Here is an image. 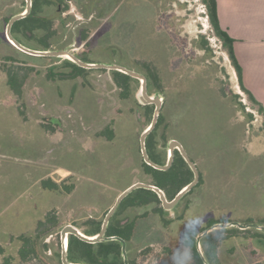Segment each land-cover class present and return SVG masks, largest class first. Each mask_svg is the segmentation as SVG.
Here are the masks:
<instances>
[{
  "label": "rangeland",
  "instance_id": "obj_1",
  "mask_svg": "<svg viewBox=\"0 0 264 264\" xmlns=\"http://www.w3.org/2000/svg\"><path fill=\"white\" fill-rule=\"evenodd\" d=\"M19 6L24 0H0V233L4 239V234L30 232L37 218L54 210L57 226L44 240L50 248L39 246L40 256L46 264H62L64 225L78 227L92 217L103 218L122 188L132 181L150 182L140 169L139 153L147 115L134 103V94L122 98L109 73L96 69L82 75L85 86L100 96L93 100L101 103L102 129L106 121L113 128L111 139L95 133V128L86 130L81 113L93 112L92 98L85 103L79 100L73 116L64 102L39 103L32 77L47 75L48 68L62 59L20 52L14 53L17 62L4 58L14 49L5 35L7 19ZM68 10L63 15L68 23L56 37L62 47L74 42L77 47L78 30L87 28L90 37L80 57L113 61L142 74L148 72L146 65L156 71L163 92L151 95L159 93L163 98L160 113L167 139H178L199 169V184L165 213V218H172L168 226L153 211L154 203L121 211L122 220L135 218L128 257L136 264H193L183 243L186 230L199 231L209 218L246 222L251 216L250 221L257 223L254 217L264 216L262 116L239 87L201 0H70ZM201 36L210 51L198 48ZM34 40L25 36L23 41L33 45ZM3 63L32 68L33 72L26 71L25 100L14 98L6 87ZM60 70L58 66L48 72L57 76ZM57 84L62 89L60 81ZM133 86L137 96L140 82ZM52 109L57 115H49ZM245 112L252 113V121H245ZM50 123L58 124L59 131ZM130 124L138 131H131ZM240 240L234 250L230 244L220 247L224 264H246L252 259L245 254L254 246L250 240Z\"/></svg>",
  "mask_w": 264,
  "mask_h": 264
},
{
  "label": "trees",
  "instance_id": "obj_2",
  "mask_svg": "<svg viewBox=\"0 0 264 264\" xmlns=\"http://www.w3.org/2000/svg\"><path fill=\"white\" fill-rule=\"evenodd\" d=\"M49 2L48 0H45ZM63 4L62 11H67L69 9V3L63 0H60ZM38 0H35L33 3L32 12L19 20H16L12 27V34L18 38L20 41L25 43L23 40L26 37L35 39V44L29 45L36 48H59L62 47L61 38L58 37L60 33V28L64 27L65 23L54 25L53 20H45L36 17L34 14L38 12ZM206 17L208 19L210 29L212 34L219 40L222 49L226 52L230 64L233 70L236 73L238 85L241 90L246 94L248 100L254 105L257 113L262 116V129L264 130V107L262 104L255 98L252 92L245 87L242 80V68L239 64L233 49V39L228 35V33L222 28L217 12L216 0H201ZM67 22V19L65 20ZM40 33V34H39ZM21 35V36H19ZM63 35V34H62ZM22 37V38H21ZM88 37V29L82 28L78 30V41L86 45V39ZM202 40L198 45V48L202 49L204 52L210 51L208 41L204 39V36H201ZM60 40V41H59ZM39 41V42H37ZM26 44V43H25ZM37 44V45H36ZM15 48V47H14ZM5 59L12 60L13 62L16 59L12 56H4ZM50 58V57H49ZM84 60H88L86 57H81ZM57 60L59 58H56ZM60 67H70L73 77L83 74L86 71L94 69L83 68L74 62L68 59L60 60ZM9 65L2 64L1 69L7 72V81L12 86L16 93L20 92L22 83L18 80V65L15 63H8ZM11 67H14L15 70L11 71ZM148 67V72L145 73L147 79V90L149 94L153 92H163L160 88V83L156 71L151 67ZM104 70L105 69H96ZM111 78L119 89V94L122 98H129L135 94V86L133 82H138L136 78H133L123 72L118 70H109ZM134 100V103L139 108L145 109L146 112V121L147 124L151 120L153 113V104H140L136 98L131 97ZM244 111V106L241 107ZM245 121L248 123L252 121L253 115L251 112H245ZM113 128L111 126L104 127L102 133L111 139L113 136ZM167 127L163 124V116L160 113L158 122L154 129L147 135L145 145L149 157L159 163L164 164L166 162V150L162 149V146H165L169 139H167ZM107 132V133H106ZM140 144V143H139ZM190 152V151H189ZM140 153V150H139ZM191 153V152H190ZM189 153V154H190ZM140 165L141 170L148 175L150 182L156 184L162 188L168 199H171L181 187L190 182L193 178V172L188 166L187 162L184 160L182 155L177 149H174L173 160L171 166L166 170L156 169L153 166L147 164L140 153ZM200 180L197 184H199ZM196 184V185H197ZM73 185H69L68 190L70 191ZM192 190V189H191ZM190 190V191H191ZM189 191V192H190ZM188 192V193H189ZM150 203H154L153 211L158 214L162 220V223L165 226H168L172 222V218H165V213L168 211L165 210L162 205L158 195L149 189L137 188L126 195L123 200L120 202L117 210L111 216L108 226L106 229L107 236H120L126 243H128L133 235L135 227V218L132 217L125 222H122L120 218L121 211L127 206H144ZM258 219V224H264L263 217H254ZM103 218H91L88 219L83 226H78L81 231L87 235L96 234L102 224ZM246 222H251L252 217H247ZM229 221L226 218H209L204 225H202L197 231L196 228L193 230H186L184 233V245L189 248L193 264H205L197 250L196 246V235L206 228L207 226L215 222H226ZM57 226V219L55 216L54 210H49L41 218L35 220V226L30 232H23L19 234L8 233L3 235L0 233V254L2 255V260L0 264H46V262L40 256V248L46 250L50 248L49 242H44L45 238L48 235H52V231ZM250 240V244L254 247L251 249L250 254H245L250 261L245 262L246 264H264V232H261L256 229H239L235 226L228 228L216 229L200 239V245L202 251L209 264H224L220 260L219 251L220 247L224 244H230L231 249H236V246L239 244L240 239ZM241 241V240H240ZM60 243V242H59ZM245 247V246H244ZM128 252V246L126 247ZM147 247L142 252L147 251ZM59 255V253H56ZM129 258V257H128ZM67 259L70 262L78 263H89V264H124L122 252H121V243L118 240H108V241H99L95 243L86 242L76 235L69 233L68 234V245H67ZM130 264H136L134 259L129 258ZM239 264V262H236ZM241 263V262H240Z\"/></svg>",
  "mask_w": 264,
  "mask_h": 264
},
{
  "label": "crops",
  "instance_id": "obj_3",
  "mask_svg": "<svg viewBox=\"0 0 264 264\" xmlns=\"http://www.w3.org/2000/svg\"><path fill=\"white\" fill-rule=\"evenodd\" d=\"M216 4H217V12H218V18L220 24L222 28L228 33V35L233 39L234 53L242 68L243 83L245 87L252 92L255 98L264 107V0H216ZM70 46L75 47L76 46L75 42L69 43L64 47H59V48H65V47L70 48ZM80 46L81 45H78L77 47ZM32 48H36V47H32ZM8 51H7L8 53H4V54L7 56H12L15 59L16 57L14 53L17 52L25 53L17 48ZM90 62H94V60L90 59ZM104 62H108V61H104ZM20 65L23 66L17 69L18 80L22 83L20 92L16 93V91H14L12 86L8 83L6 71H4L6 76L5 84L7 88L13 91L14 98L18 96L22 100H25V97H27L25 82L28 80L27 78L28 72L26 71L29 70L32 71V68L24 67L25 64H20ZM59 65L60 64H56V66H52L51 68H48V70L52 69L53 67H57ZM68 68L69 67H61V70L57 71V72H61L62 75L53 76L49 74L47 70L46 71L47 75L43 74L40 75L39 78H36V76L32 78L35 80L34 83L36 89L35 97H38L39 103L44 104L47 101L48 102L51 101L53 102V104L54 103L59 104L58 101L64 102L63 104H68L69 107H67L68 108L67 110L73 116L72 111L74 110L75 112L74 109L75 104H78L80 106L79 100L82 101V103H85L86 99H88L89 97L92 98L93 100L94 97L96 99V97L99 95L95 91H93L92 88H90L91 86L90 87L85 86L83 75L73 77L70 74ZM29 78L31 77L29 76ZM56 80L60 81V85H62V89L60 88L61 86L59 87ZM39 90L41 91V93H43V95H41L40 98L38 95L40 94ZM62 90H63V94L61 92ZM44 99H46L47 101H45ZM92 104H95L93 108V112L88 113V111L84 112L83 110H81L83 111L81 113L82 115L81 117H83V120L86 119L87 121L88 127H86L87 128L86 130L89 129L92 130L93 128H95L94 132L96 133L100 131L103 126V124L101 126L100 123L103 119L102 116H100V112L102 109L100 102L93 100ZM53 113L56 114V111L54 112L53 109L49 110V115ZM231 117L232 116H230L229 120H231ZM27 120L28 119L23 121H27ZM104 123H105L104 127H106L107 121ZM50 126L51 127L53 126L54 127L53 129H55V131H59L57 129L58 124L50 123ZM130 130L135 133L138 131V127H135V125L130 124ZM185 150L187 151L188 154L190 153L186 148ZM189 156L194 161V158L192 157L191 153L189 154ZM134 182L136 181L130 182L125 187L129 186ZM124 188H122L121 191Z\"/></svg>",
  "mask_w": 264,
  "mask_h": 264
},
{
  "label": "water",
  "instance_id": "obj_4",
  "mask_svg": "<svg viewBox=\"0 0 264 264\" xmlns=\"http://www.w3.org/2000/svg\"><path fill=\"white\" fill-rule=\"evenodd\" d=\"M26 1H27V5H26L24 12L13 15L8 20V22L6 24L5 35L8 39V41L15 48H17V49H19V50H21L27 54H31V55H35V56H51V57H57V58H62V59H68V60L74 62L75 64H77L81 67H84V68H106L108 70H118L120 72H123L127 75H130L132 77L139 79L140 87H139V91L137 93L138 101L141 104H150V103L154 104V111H153L152 119L144 127V129L142 130L140 137H139L141 153H142L144 161L156 169L166 170L170 167V165L172 163L174 149H177L193 172L192 180L190 182H188L187 184H185L183 187H181L179 189V191L171 199H168L164 190L162 188H160L159 186H157L156 184H153L150 182H144V181H136V182L130 184L129 186L124 188L116 196L112 206L108 209V211L106 212V214L103 218L101 229L96 234L87 235V234L83 233L80 228H78L72 224H66L62 227V229L60 231V239H61V260H62L63 264H89V263H78V262L68 261V259H67V245H68V234L69 233H72V234L76 235L78 238H80L86 242H90V243H95V242H99V241H108V240H118L121 243V252H122L124 264H130L129 258H128V252L126 249V247H127L126 241L120 236H115V235L114 236H107V235H105L108 222H109L111 216L113 215V213L115 212V210L117 209V207L119 206L122 199L126 195H128L130 192H132L133 190H135L137 188H145V189H149V190L154 191L158 195V197L161 201V205L165 210H172L178 204V202L182 199V197L186 193H188L198 183L199 177H200L199 170H198L195 162L191 159V157L189 156V154L185 150L183 144L176 138H171L167 142V160L164 164H159V163L153 161L149 157L147 149H146L145 141H146L147 135L152 131V129L155 127V125L158 121V117H159L160 109L162 106V101H163L162 99L163 98L159 93H155L153 95L148 93L146 77L144 74H142V73H140V72H138L132 68L126 67L122 64H118V63L89 62V61L82 60L76 54H74L69 49V47L46 48V49H44V48H32V47L22 43L21 41H19L17 38H15L11 32V27H12L14 21L26 16L29 13L30 8H31V0H26ZM232 226H235L239 229H256V230H259L261 232H264V224H258V223H254V222L226 221V222H215V223L207 226L206 228L201 230L196 235L197 250H198V252H199V254H200V256H201V258L205 264H209V263H208L205 255L202 251V248L200 245V239L203 236H205L206 234H208V233H210L216 229L228 228V227H232Z\"/></svg>",
  "mask_w": 264,
  "mask_h": 264
},
{
  "label": "flooded vegetation",
  "instance_id": "obj_5",
  "mask_svg": "<svg viewBox=\"0 0 264 264\" xmlns=\"http://www.w3.org/2000/svg\"><path fill=\"white\" fill-rule=\"evenodd\" d=\"M34 1L35 0H31V8H30V11H29V13L26 15V16H28L31 12H32V9H33V3H34ZM49 2H46L45 0H38V12H36L34 15L36 16V17H38V18H41V19H45V20H53V21H59L58 23H61V24H63V23H68V21L67 22H65V20L67 19V17L66 18H63V15H65L64 13H67L69 10H67V11H62V6H63V4H62V2L60 1V0H48ZM63 1H65V2H70V0H63ZM14 2V1H13ZM13 2H11V1H9L7 4L8 5H13ZM10 3V4H9ZM6 4V5H7ZM26 5H27V1L26 0H24V6L23 7H20L21 9H19V10H17V11H15L14 13H12L11 15H9L8 16V19H7V22H8V20L13 16V15H15V14H19V13H22V12H24V10H25V8H26ZM52 6H54L55 8L53 9V10H51L50 11V7H52ZM26 16H24V17H26ZM70 16V15H69ZM24 17H22V18H24ZM22 18H20V19H22ZM19 20V19H18ZM15 22V21H14ZM15 37V36H14ZM89 37H90V34L88 33V37H87V39H86V42L88 43V40H89ZM16 38V37H15ZM22 38V37H21ZM18 39V38H17ZM19 40V39H18ZM20 41V40H19ZM22 42V41H21ZM23 43V42H22ZM87 43H86V45H87ZM25 44V43H24ZM12 45V44H11ZM78 45H81L80 47H75V48H72V46H70V50L74 53V54H76L79 58H81L79 55H83L84 53L82 52V51H84V50H81V49H83L86 45H84L83 43H79ZM14 47V46H13ZM72 48V49H71ZM75 49H77V51H79V52H74L75 51ZM39 57H50V56H39ZM57 58V57H56ZM59 59H62V58H59ZM82 59V58H81ZM82 60H84V59H82ZM85 61H89L90 62V59H88V60H85ZM94 62H101V61H94ZM113 62V61H112ZM113 63H116V62H113ZM119 64V63H118ZM58 67V66H57ZM55 67H53V69H54ZM84 68V67H83ZM69 69V71H70V73H72V70H71V68L69 67L68 68ZM86 69H105V71L106 72H108L109 73V70L108 69H106V68H86ZM135 70V69H134ZM136 71H138V70H136ZM87 72V71H86ZM138 72H140V71H138ZM56 75H62V73L61 72H58L57 73V71H56ZM109 75H110V73H109ZM145 75V74H144ZM77 76H82V74H80V75H77ZM76 76V77H77ZM84 76V75H83ZM130 76V75H129ZM110 77H111V75H110ZM132 77V76H131ZM146 77V76H145ZM133 78H135V77H133ZM137 79V78H136ZM111 80H112V78H111ZM138 80V82H140L139 81V79H137ZM146 81H147V79H146ZM112 82H113V80H112ZM113 85L115 86V88H117L118 89V87H116V85L114 84V82H113ZM119 90V89H118ZM134 98H136L137 99V96H135V94H134ZM137 101H138V99H137ZM139 102V101H138ZM140 103V102H139ZM141 104V103H140ZM150 104H153V103H150ZM163 104V103H162ZM143 105H145V104H143ZM154 105V104H153ZM138 107V106H137ZM161 108H162V106H161ZM143 109V108H142ZM161 110V109H160ZM153 111H154V108H153ZM152 115H153V113H152ZM159 115H160V113H159ZM159 118V117H158ZM151 119H152V116H151ZM151 121V120H150ZM149 121V122H150ZM158 122V121H157ZM157 124V123H156ZM156 126V125H155ZM104 129V128H103ZM103 129H101L100 131H98L99 133H100V135L102 134V135H104L103 133H102V131H103ZM154 129V128H153ZM152 129V130H153ZM99 137V136H98ZM170 140V139H169ZM168 140V141H169ZM167 141V142H168ZM167 142H166V145L165 146H162L161 148L162 149H165L166 150V160H167ZM139 143H140V140H139ZM140 153H141V148H140ZM141 155H142V153H141ZM143 157V156H142ZM144 160V159H143ZM171 166V165H170ZM200 178V177H199ZM151 183V182H150ZM196 186V185H195ZM194 186V187H195ZM126 188V187H125ZM193 189V188H192ZM184 197V196H183ZM182 197V198H183ZM123 200V199H122ZM112 206V205H111ZM110 206V207H111ZM109 207V208H110ZM127 207H130V206H127ZM127 207H125V208H127ZM108 208V209H109ZM118 208V207H117ZM124 208V209H125ZM117 210V209H116ZM115 210V211H116ZM108 211V210H107ZM106 211V212H107ZM167 211H169V210H167ZM106 212H105V214H106ZM105 214H104V216H105ZM114 214V213H113ZM104 216H103V218H104ZM93 218V217H92ZM91 219V218H90ZM130 218L127 216L125 219H123L122 220V222H125L126 220H129ZM102 221H103V219H102ZM102 225V224H101ZM108 226V225H107ZM101 229V228H100ZM107 229V228H106ZM99 232V231H98ZM134 233V232H133ZM105 235H106V232H105ZM61 262H62V260H61ZM63 264V263H62Z\"/></svg>",
  "mask_w": 264,
  "mask_h": 264
}]
</instances>
